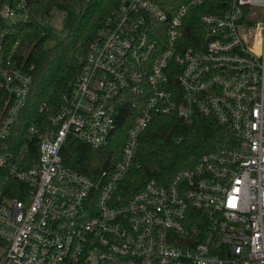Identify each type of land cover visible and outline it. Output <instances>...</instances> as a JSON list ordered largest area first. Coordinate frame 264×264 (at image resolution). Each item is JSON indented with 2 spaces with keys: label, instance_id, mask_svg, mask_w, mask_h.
Instances as JSON below:
<instances>
[{
  "label": "built area",
  "instance_id": "1",
  "mask_svg": "<svg viewBox=\"0 0 264 264\" xmlns=\"http://www.w3.org/2000/svg\"><path fill=\"white\" fill-rule=\"evenodd\" d=\"M31 1L0 5V185L15 192L0 193V264H264V0L220 11L186 0L172 16L154 0H122L48 125L28 127L40 129L34 159L12 136L33 76L14 64L17 43L6 53ZM191 13L204 26L199 48L183 43ZM168 114L213 117L237 141L126 194L142 134ZM69 139L119 159L88 175L65 163Z\"/></svg>",
  "mask_w": 264,
  "mask_h": 264
},
{
  "label": "trees",
  "instance_id": "2",
  "mask_svg": "<svg viewBox=\"0 0 264 264\" xmlns=\"http://www.w3.org/2000/svg\"><path fill=\"white\" fill-rule=\"evenodd\" d=\"M121 1L32 0L31 21L14 24L9 28L6 53L17 43L13 53L14 64L30 69L33 76L27 106L12 131V136L16 139L14 150L25 146L32 159L38 156L40 129L30 135L28 127L33 124L39 127L40 122L48 125V119L56 113L62 94L69 89L71 80L80 72L82 58L87 54L106 16ZM154 1L172 16L186 0ZM76 2L80 5L77 11ZM1 3L2 0L0 5ZM226 3L227 0H211L209 11H220L226 7ZM197 9L201 10L202 7ZM54 10L65 12L68 34L48 47L51 35L45 33L44 19ZM190 16L193 18L184 25L183 43L185 46L199 48L200 43L201 47L204 44L200 35L204 26L194 13ZM7 98L0 92V121L6 112ZM44 103L47 108L41 111L40 107ZM236 141L232 129L213 117L198 116L185 122L176 114L156 116L141 136L137 164L127 175L123 190L126 194H132L151 179L167 182L179 170L194 166L204 153L229 147ZM119 156L111 155L110 150L105 152L93 149L74 139H69L63 149L66 164L91 176L96 175L104 161H116ZM0 193L15 195L14 191L4 185H0Z\"/></svg>",
  "mask_w": 264,
  "mask_h": 264
},
{
  "label": "rangeland",
  "instance_id": "3",
  "mask_svg": "<svg viewBox=\"0 0 264 264\" xmlns=\"http://www.w3.org/2000/svg\"><path fill=\"white\" fill-rule=\"evenodd\" d=\"M80 5L78 2L75 4V10H79ZM66 14L62 10H54L49 16L44 20L45 33L51 35V39L48 40L47 46H53L57 40L68 34V27L66 25ZM9 22H12L9 20Z\"/></svg>",
  "mask_w": 264,
  "mask_h": 264
}]
</instances>
